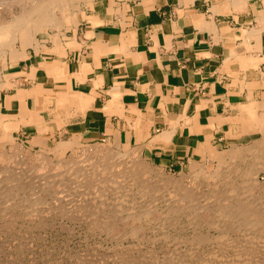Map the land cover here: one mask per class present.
<instances>
[{
	"label": "crops",
	"instance_id": "obj_1",
	"mask_svg": "<svg viewBox=\"0 0 264 264\" xmlns=\"http://www.w3.org/2000/svg\"><path fill=\"white\" fill-rule=\"evenodd\" d=\"M88 4L57 52L0 50V135L38 149L125 138L163 167L263 139L264 0Z\"/></svg>",
	"mask_w": 264,
	"mask_h": 264
},
{
	"label": "rangeland",
	"instance_id": "obj_2",
	"mask_svg": "<svg viewBox=\"0 0 264 264\" xmlns=\"http://www.w3.org/2000/svg\"><path fill=\"white\" fill-rule=\"evenodd\" d=\"M0 3L2 25L22 4ZM78 7L73 24L66 25L58 12L60 29L33 33L34 47L68 41L92 5ZM14 48L21 50L19 40ZM9 139L0 140V179L8 169L16 180L0 182V264H264V231L251 228L254 220H264V145L257 141L236 149L224 165L218 166V159L233 147L209 148L182 167H163L125 138L78 142L64 154H55L51 146L31 147L18 135ZM107 151L123 166L139 163L146 177L142 170L134 181L130 174L107 179L99 172L97 177L105 178L98 179L90 167L92 178L86 166L95 163L93 153Z\"/></svg>",
	"mask_w": 264,
	"mask_h": 264
},
{
	"label": "bare ground",
	"instance_id": "obj_3",
	"mask_svg": "<svg viewBox=\"0 0 264 264\" xmlns=\"http://www.w3.org/2000/svg\"><path fill=\"white\" fill-rule=\"evenodd\" d=\"M0 2H10L11 4V6H12V2H13V4H15V2H18V3H20V4H22L21 5V9H20V12L19 13H17L15 16H14V18H13V20H11L9 23H4V24H2V25H0V48L2 49V55H5V54H7V53H9L12 57L14 56V54H15V48H14V45H15V42H16V40H19L20 41V45H21V47H22V49H24V48H26V47H28L29 45H34V43H36V40H33V33H35V32H38V31H40V30H45V29H47V28H51V29H60L61 27H62V19H58L57 18V14L56 13H60V15L62 16V17H64V20H65V22H66V25H70V24H73V22H72V20H71V16L73 15V13H75V12H77L78 10H79V3H83V4H88L89 2H90V0H29L28 2H27V0L26 1H23V0H2V1H0ZM26 2H27V4H26ZM1 4V3H0ZM5 4V3H4ZM2 5V4H1ZM6 5V4H5ZM7 5H9V4H7ZM17 5V4H16ZM19 6V5H18ZM13 127H15L14 125L13 126H11V124H8V125H4V130H10V129H13ZM1 137V141H3V143L4 142H7L6 140H8L9 142L11 141L8 137H6V136H4V135H0ZM4 138V139H3ZM6 139V140H5ZM258 143H260L261 144V146H262V144L264 145V137H263V139L262 140H260V141H257ZM36 143V142H35ZM34 143V144H35ZM40 143V142H39ZM37 144H38V142H37ZM42 144V143H41ZM257 144V143H256ZM255 144V145H256ZM2 145V144H1ZM0 145V146H1ZM39 146H41V145H39ZM75 146H77V143H75V142H63V143H60V144H58L55 148H51V150L53 149L54 150V153L56 154V153H58V154H64V152L66 151V150H71V149H73V148H75ZM257 146H259V145H257ZM44 147V146H43ZM124 147H126V146H124ZM3 148V147H2ZM2 148H1V150H2ZM247 148V147H246ZM260 148V147H259ZM262 148V147H261ZM48 149V148H47ZM236 149H238V148H235V149H232V150H230L226 155H225V157H223V156H220V158L218 159V166L219 165H224V163L226 162V159H230V158H233L234 156H236ZM245 148H243L242 150H244ZM63 150H65V151H63ZM256 150V149H255ZM241 151V150H240ZM17 152H19V151H17ZM111 153H113V152H111ZM111 153H110V151H107V152H105V153H93V158L95 157L96 159L94 160V164H92L91 163V161H90V163H91V165L89 164V166L87 165V164H85V163H82V164H84V165H82V166H86V167H88L89 169H90V171H91V169L92 170H94V171H97V173H96V177H97V174H98V172H99V174L101 175V176H103V175H112V174H114V176L116 175V174H118V176L120 175V176H123V178L124 177H126V175L127 176H129L128 174H130V175H132V178L131 179H133V181H134V178H133V176H135L136 174L138 175V174H142L141 173V171L143 170V174L145 173V169L143 168L142 170H138L137 168L138 167H136V163H134V161L133 162H130V163H125V165L123 166V164H120L121 162H123V160H121L120 158H117L118 156L116 155V153H115V155H116V157H114L116 160L118 159H120L121 160V162H118V161H116V160H111ZM244 153V152H243ZM15 155H16V152L14 153ZM13 154V155H14ZM20 155V154H19ZM138 155V154H137ZM238 155L241 157V155L238 153ZM91 156V155H90ZM89 156V157H90ZM120 156V155H119ZM123 156V155H122ZM244 156V155H243ZM5 157H6V155H5ZM12 157H15V156H12ZM0 158H4V154L3 153H1L0 152ZM11 158V157H10ZM236 158V157H235ZM2 159H1V161H2ZM6 159V158H5ZM88 159V158H87ZM107 159H109V161L107 160ZM126 160L127 159H129V158H125ZM134 159H136V158H134ZM8 160H9V157H8V159H7V161L5 160V163H7L8 162ZM119 160V161H120ZM126 160H125V162H126ZM231 160V159H230ZM229 160V161H230ZM87 161H89V160H87ZM135 161H137V160H135ZM2 163H3V161H2ZM89 163V162H88ZM132 163V164H131ZM45 164H47V163H45ZM137 164H139V163H137ZM140 164H141V162H140ZM63 165V164H62ZM67 165H68V163H67ZM79 165V164H78ZM77 165V166H78ZM80 165V166H81ZM142 165V164H141ZM227 165V164H226ZM72 168H74L73 166H71ZM75 167H76V165H75ZM79 167V166H78ZM77 167V168H78ZM90 167H92V168H90ZM123 167V168H122ZM140 167V166H139ZM70 168V167H69ZM80 168V167H79ZM78 168V169H79ZM141 168V167H140ZM139 168V169H140ZM71 169V168H70ZM6 170V169H5ZM82 172H84V174L85 173H88L89 171L87 170H82V169H80ZM79 170V171H80ZM75 171V173L76 172H78V173H80L79 171H76V170H74ZM2 172H4L3 174H7V172H8V175H10V176H6V175H4V176H6V178L4 177V179H0V182H9L10 183V181H11V178H13V177H15V178H13L12 179V181L15 179L16 180V175H14L15 173H13L12 174V172L10 171V170H6V171H3L2 170ZM71 172V171H70ZM82 172H81V174H82ZM93 174H91L92 175V178H93V176H94V172L93 171H91ZM147 172H148V170H147ZM74 173V174H75ZM90 173V172H89ZM88 173V174H89ZM126 174V175H125ZM148 174V173H147ZM150 174V173H149ZM78 175V174H77ZM77 175H76V177H77ZM99 175V176H100ZM82 176H83V174H82ZM81 176V177H82ZM87 177L89 176V175H86ZM85 176V177H86ZM100 176V178L99 177H97L98 179H102V178H105V177H101ZM113 176V175H112ZM117 176V175H116ZM115 176V177H116ZM139 176V175H138ZM84 176H83V178H85ZM85 178L86 179V181H88L87 179H90L91 180V177L90 178ZM108 176H106V178H107ZM109 177H111V176H109ZM108 177V178H109ZM130 177V176H129ZM135 177H137V176H135ZM141 177V176H140ZM143 178L144 177H146L145 176V174H144V176H142ZM157 177V176H156ZM79 178V177H78ZM97 178H95V179H97ZM107 178V179H108ZM118 178H120V177H118ZM117 178V179H118ZM122 178V177H121ZM148 178V177H147ZM79 179H81V178H79ZM97 179V180H98ZM126 179H129V178H126ZM130 179V180H131ZM140 179V178H139ZM150 179V176H149V178H148V180ZM152 179V178H151ZM156 179V178H155ZM14 180V181H15ZM83 180V179H82ZM81 180V181H82ZM92 180H94V179H92ZM110 180V179H109ZM108 180V181H109ZM113 180V179H112ZM112 180H110L111 182H112ZM115 180H116V178H115ZM114 180V181H115ZM138 180V179H137ZM141 180H142V178H141ZM153 180H154V178H153ZM11 181V182H12ZM14 181H13V183H14ZM86 181H83V182H86ZM109 181V182H110ZM143 181H144V179H143ZM17 182V181H16ZM109 182H107L108 184H109ZM137 182H140L139 180L137 181ZM148 182V181H147ZM146 182V183H147ZM153 181H151V183H152ZM155 182V181H154ZM159 182V181H158ZM12 183V184H13ZM106 183V182H105ZM114 183V182H113ZM141 183H143V182H141ZM144 183H145V181H144ZM146 183H145V185H146ZM150 183V182H149ZM161 183V182H160ZM163 183H164V181H163ZM162 183V185H164ZM83 184H85V183H83ZM140 187H142L141 185H140ZM146 187H144V189H145ZM182 188V187H181ZM147 189V188H146ZM182 190H183V188H182ZM184 191H182V193H183ZM186 194H184V196H185ZM186 198V197H185ZM189 198V197H188ZM189 200V199H188ZM229 210V209H228ZM230 210H233V209H230ZM222 211H224V210H222ZM232 211H229V213H231ZM238 213H241V214H243L244 213V210L242 209V210H239L238 211ZM257 221V220H256ZM255 220H254V222H253V224L251 225V228H253V229H255V230H258V231H264V220H260L259 219V221H257L256 222ZM261 234V233H260ZM258 235V234H257ZM263 238H264V232H263ZM256 236V235H255ZM222 239V238H221ZM254 239H257V237H254ZM258 239H261V237L260 238H258ZM264 240V239H263ZM264 242V241H263ZM234 244H237V243H234ZM238 245V244H237ZM243 252L244 251H242V254H243ZM240 254H241V252H239Z\"/></svg>",
	"mask_w": 264,
	"mask_h": 264
}]
</instances>
